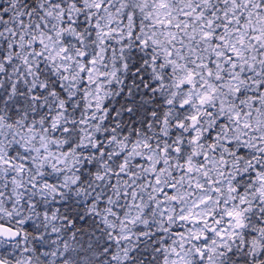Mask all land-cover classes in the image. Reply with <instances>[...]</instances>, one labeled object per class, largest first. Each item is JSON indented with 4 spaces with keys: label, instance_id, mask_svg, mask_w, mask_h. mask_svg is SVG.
<instances>
[{
    "label": "snow or ice",
    "instance_id": "snow-or-ice-1",
    "mask_svg": "<svg viewBox=\"0 0 264 264\" xmlns=\"http://www.w3.org/2000/svg\"><path fill=\"white\" fill-rule=\"evenodd\" d=\"M0 264H264V0H0Z\"/></svg>",
    "mask_w": 264,
    "mask_h": 264
}]
</instances>
